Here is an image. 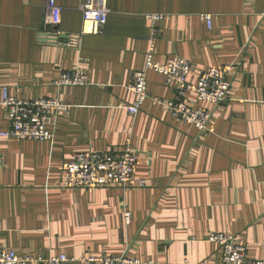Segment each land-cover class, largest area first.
Returning a JSON list of instances; mask_svg holds the SVG:
<instances>
[{
	"label": "crops",
	"instance_id": "obj_1",
	"mask_svg": "<svg viewBox=\"0 0 264 264\" xmlns=\"http://www.w3.org/2000/svg\"><path fill=\"white\" fill-rule=\"evenodd\" d=\"M85 1L57 0V31L69 39L54 42L43 37L51 28H41L46 0H0V133L10 127L3 88L72 106L50 140L0 135V249L44 259L126 254L146 264H214L221 251L206 238L225 232L264 260V0H107L97 35L81 32ZM155 14L162 17H148ZM150 52L161 64L173 55L189 60L192 84L210 67L227 70L229 98L195 105L212 113L206 131L151 99L136 116L120 107L134 101L133 73ZM75 68L88 84L55 85ZM147 80L151 96L176 98L161 73L148 69ZM127 145L138 156L128 187L61 184L64 164L78 153L119 154Z\"/></svg>",
	"mask_w": 264,
	"mask_h": 264
},
{
	"label": "built area",
	"instance_id": "obj_2",
	"mask_svg": "<svg viewBox=\"0 0 264 264\" xmlns=\"http://www.w3.org/2000/svg\"><path fill=\"white\" fill-rule=\"evenodd\" d=\"M47 14L45 25L52 30L51 40L63 42L57 31L61 23L62 7L57 0H46ZM82 34H100L106 25L109 15L107 0H86L82 6ZM149 18L159 19L162 16L148 15ZM202 18L211 27L212 15L204 14ZM154 69L166 77L169 84L176 86V98L166 100L151 96L148 91L147 71ZM192 64L180 55L171 56L166 63L153 61L152 53L148 55L145 69L133 73L130 89L134 94V101L129 104H120L129 114L136 116L143 104L151 99L154 104L162 105L184 122L194 126L199 132L208 129L212 113L205 108H197V102L222 103L229 98L231 82L227 77V70L210 67L203 70L197 83L189 82ZM57 86H75L88 84V76L81 68L66 70L55 80ZM188 92L196 94V101L187 98ZM2 105L6 109L9 129L0 133L5 137L17 139H35L46 141L52 139L58 119L68 114L72 108L57 98H19L11 94L7 88L2 89ZM138 161L136 150L130 145L119 154L103 153L88 150L78 153L74 160L64 164L61 175V184L69 188H111L128 187L134 176ZM144 182L141 183V186ZM126 223L130 222L131 212L124 210ZM207 241L216 244L221 251V261L214 264H264L262 259H253L248 256L247 247L239 242L232 234L212 232ZM33 260H45L47 264H63L66 262L81 261L84 264H146L138 258L121 256L91 255L79 259L71 258L67 254L50 255L44 259L32 256H19L15 251L0 249V264H27ZM182 264L192 263L184 260Z\"/></svg>",
	"mask_w": 264,
	"mask_h": 264
},
{
	"label": "water",
	"instance_id": "obj_3",
	"mask_svg": "<svg viewBox=\"0 0 264 264\" xmlns=\"http://www.w3.org/2000/svg\"><path fill=\"white\" fill-rule=\"evenodd\" d=\"M41 28L42 29H45L46 28L45 22H44V24H42ZM43 37H44V39H46L44 41H48L49 39L51 40V38H52V37L51 38H48L47 36H43ZM59 37L62 39V41L63 40L65 41V40H68L69 39V36H67V35H65V36L64 35H60ZM52 41L57 42L56 40H52Z\"/></svg>",
	"mask_w": 264,
	"mask_h": 264
}]
</instances>
